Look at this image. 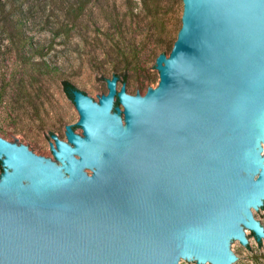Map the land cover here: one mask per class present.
<instances>
[{"label":"water","instance_id":"water-1","mask_svg":"<svg viewBox=\"0 0 264 264\" xmlns=\"http://www.w3.org/2000/svg\"><path fill=\"white\" fill-rule=\"evenodd\" d=\"M183 3L156 88L64 74L82 134L55 160L0 137V264H233L264 237V0Z\"/></svg>","mask_w":264,"mask_h":264},{"label":"rangeland","instance_id":"rangeland-1","mask_svg":"<svg viewBox=\"0 0 264 264\" xmlns=\"http://www.w3.org/2000/svg\"><path fill=\"white\" fill-rule=\"evenodd\" d=\"M183 11V0H0V137L55 160L53 136L66 141L68 125L82 134L64 74L96 102L114 76L127 92L156 88V60L171 54ZM252 243L232 242L233 264H258Z\"/></svg>","mask_w":264,"mask_h":264},{"label":"flooded vegetation","instance_id":"flooded-vegetation-1","mask_svg":"<svg viewBox=\"0 0 264 264\" xmlns=\"http://www.w3.org/2000/svg\"><path fill=\"white\" fill-rule=\"evenodd\" d=\"M259 211L261 213L260 216L259 217H255V218H256L257 221L260 222L261 226L264 228V207H262ZM244 232H245L246 238L248 240V244L247 245L242 244L240 242V240H233L232 242H237V243H239V245L241 247H243L244 249L248 250L250 247L253 246L252 245L253 244L252 241H254V243L257 245L258 249L261 252L259 254L258 258H257V261H259L258 264H264V237L259 240L258 237L256 236V234L253 231H251V230H249L247 228H244ZM252 259L254 260V258H252ZM237 260H238V258H237Z\"/></svg>","mask_w":264,"mask_h":264},{"label":"trees","instance_id":"trees-1","mask_svg":"<svg viewBox=\"0 0 264 264\" xmlns=\"http://www.w3.org/2000/svg\"><path fill=\"white\" fill-rule=\"evenodd\" d=\"M41 54V53H40ZM64 88H65V91L67 93V95L73 99V95H72V92L73 90H75V86L69 82V81H64ZM2 101V96H0V102ZM1 165V163H0Z\"/></svg>","mask_w":264,"mask_h":264}]
</instances>
